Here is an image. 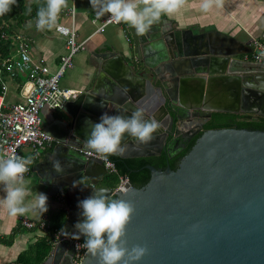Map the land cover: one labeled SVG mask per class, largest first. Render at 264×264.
I'll return each instance as SVG.
<instances>
[{
  "label": "water",
  "instance_id": "water-1",
  "mask_svg": "<svg viewBox=\"0 0 264 264\" xmlns=\"http://www.w3.org/2000/svg\"><path fill=\"white\" fill-rule=\"evenodd\" d=\"M158 28L160 62L142 68L128 64L129 75L117 77L112 61L101 53L93 78L66 103L69 117L54 120L45 130L60 145L74 147L81 170L74 176L87 188L84 198L103 189L110 197L135 204L126 238L129 247L141 244L149 249L136 264H264V129L203 130L213 112H240L254 93L250 87L264 90V62L240 59L245 50L217 47V40L204 30L183 35L163 25ZM137 108L161 127L146 144L125 134L124 152L115 154L121 158L164 151L174 158L203 133L178 168L147 164L151 177L144 186L129 180L123 189L96 187L97 168L104 174L108 170L101 160L80 150H89L83 142L90 130L86 121L98 123L105 112L129 116ZM83 174L91 183L81 182ZM52 194L53 190L48 194L50 204ZM59 203L72 211L69 203ZM69 211L62 233L73 235L74 225L84 218ZM53 244L40 264H74L73 242L57 239ZM81 264H98V259L87 251Z\"/></svg>",
  "mask_w": 264,
  "mask_h": 264
},
{
  "label": "crops",
  "instance_id": "crops-1",
  "mask_svg": "<svg viewBox=\"0 0 264 264\" xmlns=\"http://www.w3.org/2000/svg\"><path fill=\"white\" fill-rule=\"evenodd\" d=\"M68 4L69 7L61 11L58 24L75 28L77 40L85 41V48L75 56L73 67L66 72L61 84L76 92L83 90L95 75V65H98V56L101 53H106L107 59L112 61L111 70L117 77L129 75L128 64L142 68L148 64L155 66L158 61L160 62L161 60L156 61L161 56L158 53L156 39L161 34L158 25H163L167 31L173 30L183 35L190 32L197 34L198 29L204 30L217 40V47L236 51L245 50L238 56L242 60L254 61L249 56L255 50V43L260 41L264 44V0H223L222 6H213L207 12L202 11V0H185L178 11L171 16H163L160 22L154 24L149 33L143 36L138 35L134 28L123 22L109 24L98 30L100 22L95 21V11L91 8L90 0H68ZM73 5L75 11L72 10ZM30 21H32L31 28L27 27L28 21L15 34L21 33L24 36L33 59L48 65L51 70H56L61 56L66 51L65 35L58 32L56 27L51 30H37L35 19ZM233 39L237 40V43H234ZM13 41L15 47L16 42ZM244 42H248L249 45H241ZM243 75L253 74L243 73ZM4 81L7 85L5 93L7 104L17 103L25 98L28 89L26 72L13 76L6 75ZM0 88L2 90V83ZM250 90L254 93L250 99L243 102V105L247 104L246 111L264 110V90L251 87ZM68 117L64 109L54 110L47 107L42 110L44 127L56 119ZM24 152L26 157H33L31 170L25 177L30 181V189L33 193L43 192L47 197L53 190L54 202L50 204L47 201L48 210L45 213L36 210L15 216L10 214L7 207L0 204V264L16 262L24 252L33 254V249L39 240L48 238L55 230L63 231L69 208L68 206L60 208L59 202L69 203L75 218L79 220L84 218L78 213L81 210L78 202L85 199L87 188L75 180V176L80 174L81 170L74 147L62 146L56 140L47 145L37 158L30 147H26ZM0 157H3L1 153ZM55 160L60 162L62 169L60 172L53 169L52 162ZM113 175L114 173L109 171L104 174L103 169L97 168L95 177L99 182L95 186L113 188L116 181ZM80 180L83 183H91L84 174ZM55 184H58V187H55ZM4 195L3 186L0 185V200H3ZM46 216L50 223V231L29 230L21 225L23 217L39 220ZM69 236L73 235L69 234Z\"/></svg>",
  "mask_w": 264,
  "mask_h": 264
},
{
  "label": "clouds",
  "instance_id": "clouds-1",
  "mask_svg": "<svg viewBox=\"0 0 264 264\" xmlns=\"http://www.w3.org/2000/svg\"><path fill=\"white\" fill-rule=\"evenodd\" d=\"M223 0H202V11L207 12L213 6H222ZM17 0H0V16L9 13ZM185 0H90L96 17L105 15L116 23H126L134 28L138 35H145L151 27L160 22L163 16H171L178 11ZM69 7L68 0H45L37 7L35 27L37 30H51L57 26L62 10ZM75 11V5L72 6ZM32 8H26L31 14ZM27 27H32V21ZM259 57H264L260 51ZM102 106V105H101ZM90 130L84 144L87 149L97 153L102 159L110 155L122 154L121 142L128 134L140 143H148L153 134L161 127L155 119H145L144 109L137 108L129 116L105 112L100 122L86 121ZM79 138V137H77ZM33 163V157H0V185L4 189V198L0 204L7 207L11 215H25L39 210H48V197L43 192L33 193L30 181L25 179ZM53 169L60 172L58 160L52 162ZM31 197V199H29ZM82 210L83 221L74 225L76 238L84 236V247L98 259V264H136L145 257L149 249L146 245L135 244L129 247L127 227L136 212L135 204L127 199L112 198L103 189L95 190L87 198L78 202Z\"/></svg>",
  "mask_w": 264,
  "mask_h": 264
},
{
  "label": "built area",
  "instance_id": "built-area-1",
  "mask_svg": "<svg viewBox=\"0 0 264 264\" xmlns=\"http://www.w3.org/2000/svg\"><path fill=\"white\" fill-rule=\"evenodd\" d=\"M100 22L98 30H102L109 24L116 23L109 16L97 18ZM56 30L66 37V51L61 56L60 63L56 70L35 59H33L28 44L24 36L19 33L13 40L16 44L11 54L0 63V153L3 157H26L24 149L30 147L37 158L47 145L56 141L55 137L45 130L42 124V110L52 108L63 110L68 100L76 93V90L63 87L61 81L66 72L73 67L75 56L85 48V41L77 40L75 28L58 24ZM130 40L129 37H127ZM255 50L246 57H251L254 61L264 62V57H259L260 51H264V44L260 41L255 43ZM20 72H26L28 75V89L25 98L17 103L7 104L5 93L7 85L4 81L6 75H16ZM78 92V91H77ZM87 157H93L101 160L110 173H117V166L113 159L108 156L102 159L97 153L91 150L80 149ZM25 174V177L29 174ZM129 178L120 175L119 182L116 185L118 189H123L129 182ZM21 225L29 230L50 231V223L46 217L34 220L29 217H23ZM53 243L57 239L70 240L74 243L75 255L74 264H81L87 249L84 247V239L76 238L63 234L61 230L53 232ZM9 264H21L20 262H10Z\"/></svg>",
  "mask_w": 264,
  "mask_h": 264
},
{
  "label": "trees",
  "instance_id": "trees-1",
  "mask_svg": "<svg viewBox=\"0 0 264 264\" xmlns=\"http://www.w3.org/2000/svg\"><path fill=\"white\" fill-rule=\"evenodd\" d=\"M44 2L45 0H17V3L13 5L9 13L0 16V63L10 55L14 47L13 38L17 35L15 32L19 30V28H22L24 23H27L31 19H35L37 7ZM29 6L32 8V13L30 15L26 14V8ZM215 114L216 115L205 124V130L234 126L238 128L264 129V117H262L261 120H254L251 116L246 115ZM202 133L203 132H200L192 139L189 146L174 158H169L165 151L158 156L149 157L121 158L119 155H110L117 166V173L113 175L116 179L113 188L118 184L120 175L127 176L137 187L144 186L151 177V171L146 167L147 164H152L159 168H165L170 164L173 169L178 168L183 156L190 151L197 138L201 136ZM111 197L117 198L114 195ZM52 238L53 233L50 234L48 238L39 240L33 249V254L24 252L20 255L18 261L21 264H40L43 262L53 248L54 244Z\"/></svg>",
  "mask_w": 264,
  "mask_h": 264
},
{
  "label": "flooded vegetation",
  "instance_id": "flooded-vegetation-1",
  "mask_svg": "<svg viewBox=\"0 0 264 264\" xmlns=\"http://www.w3.org/2000/svg\"><path fill=\"white\" fill-rule=\"evenodd\" d=\"M246 106H247V104L242 105V107L240 108V112H238V113H235V112H213L212 116L210 118H208L207 122L216 115L215 113H217V114H228V115H246V116H251L254 120H261V118L264 117V110L249 112V111H246V109H247ZM203 130H205V125L203 127Z\"/></svg>",
  "mask_w": 264,
  "mask_h": 264
},
{
  "label": "rangeland",
  "instance_id": "rangeland-1",
  "mask_svg": "<svg viewBox=\"0 0 264 264\" xmlns=\"http://www.w3.org/2000/svg\"><path fill=\"white\" fill-rule=\"evenodd\" d=\"M113 179V178H112Z\"/></svg>",
  "mask_w": 264,
  "mask_h": 264
}]
</instances>
